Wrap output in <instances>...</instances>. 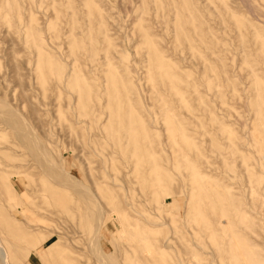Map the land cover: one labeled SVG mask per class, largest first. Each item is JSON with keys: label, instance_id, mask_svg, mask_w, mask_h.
<instances>
[{"label": "rangeland", "instance_id": "374dc122", "mask_svg": "<svg viewBox=\"0 0 264 264\" xmlns=\"http://www.w3.org/2000/svg\"><path fill=\"white\" fill-rule=\"evenodd\" d=\"M0 101L5 264L264 259V0H0Z\"/></svg>", "mask_w": 264, "mask_h": 264}, {"label": "bare ground", "instance_id": "6f19581e", "mask_svg": "<svg viewBox=\"0 0 264 264\" xmlns=\"http://www.w3.org/2000/svg\"><path fill=\"white\" fill-rule=\"evenodd\" d=\"M3 39V38H2ZM16 68V67H15ZM116 99V98H115ZM1 102V101H0ZM2 103H4V102H2ZM6 104V103H5ZM14 109V108H13ZM5 111V110H4ZM3 112V111H2ZM2 112H1V114L0 115H2ZM9 112V111H8ZM8 112L6 111V113L8 114ZM4 114V113H3ZM10 115H11V112H10ZM8 116V115H7ZM20 116V115H19ZM3 117V116H2ZM12 117V116H11ZM16 118L18 117V116H15ZM22 117V116H21ZM6 118V117H5ZM4 118V119H5ZM261 118V117H260ZM11 119V118H10ZM13 119H14V115H13ZM18 120H20V119H22V118H17ZM3 120V119H2ZM7 120V119H6ZM12 120V119H11ZM25 120V119H24ZM22 122H23V120H21ZM21 121H20V123H21ZM3 122V121H2ZM5 122V121H4ZM13 122H15V119H14V121ZM6 124H13L12 126H14V123H7V121L5 122ZM16 123H17V120H16ZM18 123H19V121H18ZM5 124V125H6ZM26 125L27 124V122L25 123V122H23V125ZM16 125V124H15ZM18 125H20V124H18ZM18 125H16L17 127H18ZM24 125V126H25ZM27 125H29V124H27ZM11 125H9V127H10ZM14 128V127H13ZM20 128V127H19ZM25 129H26V127H24ZM15 129V128H14ZM17 131H20V129H18ZM24 131V130H23ZM21 132V131H20ZM20 136H21V134L19 133V132H17ZM22 133V132H21ZM25 133V137H31V135L30 134H28V136H26V133H28V132H24ZM30 133H33L32 131L30 132ZM35 137V136H34ZM34 137H33V139H31V140H26L24 143L22 142V137H21V143L23 144V147L25 146H27L31 151L32 150H35V151H37L38 153L37 154H39V148H38V145L37 144H41L40 143V141H38L37 140V138H36V140L39 142H35V140H34ZM25 139V138H24ZM30 139V138H29ZM20 140V139H19ZM29 142V144H26V142ZM22 144H21V147H22ZM40 146V145H39ZM41 146H43V145H41ZM41 146H40V148H41ZM41 149H43V148H41ZM28 150V149H27ZM42 152V151H41ZM34 153V152H33ZM35 155V154H34ZM40 155H41V153H40ZM37 157V156H36ZM35 157V158H36ZM43 157V156H42ZM38 158H40V156L38 157ZM38 158H37V160H38ZM40 161V160H39ZM43 161H45V160H43ZM48 161V160H47ZM46 162V161H45ZM38 163V162H37ZM47 164H49L50 165V163L48 162ZM45 166V165H44ZM51 166V165H50ZM49 166V167H50ZM39 167V166H38ZM40 168V167H39ZM58 169V168H57ZM56 169V170H57ZM52 170V169H51ZM55 170V171H56ZM48 171H49V169H48ZM57 171H59V170H57ZM50 172V171H49ZM51 172H53V174H55L56 175V173H54V168H53V171H51ZM60 173L62 174V172L60 171ZM60 175V174H59ZM58 175V176H59ZM66 176V175H65ZM61 177H62V175H61ZM67 177V176H66ZM58 184V183H57ZM74 187V186H73ZM81 187V186H80ZM83 189H85V188H83ZM74 190V189H73ZM81 190H82V187H81ZM81 192V191H80ZM83 192H85V193H87L88 194V191H83ZM80 194V193H79ZM252 194V193H251ZM83 195V194H82ZM89 195H90V193H89ZM101 213V212H100ZM244 214L245 215H247L246 214V212H244ZM101 216V215H100ZM100 218V217H99ZM99 220V219H98ZM102 221V220H101ZM250 221V220H249ZM97 226V225H96ZM225 226V225H224ZM225 228V227H224ZM236 230V229H235ZM96 232V231H95ZM95 234V233H94ZM97 234V233H96ZM233 234H231V236H232ZM97 237V236H96ZM243 237V236H242ZM94 239V238H93ZM96 240H98V239H96ZM1 242V241H0ZM96 242V241H95ZM98 242V241H97ZM164 243V242H163ZM193 243V242H192ZM98 244V243H97ZM230 248H229V250H227V253H228V255H229V257H228V261H227V263H229V264H264V259L262 258V259H260L258 262H254V259L253 258H251V255H250V253H248L247 251L249 250V248H248V250H246L245 249V246L243 245V244H237L236 246H235V248L233 249L232 248V246H230L229 244H227ZM226 245V246H227ZM53 247V246H52ZM52 247L50 248L51 250H52ZM192 247L195 249V248H197V246L196 245H194V244H192ZM96 248V247H95ZM89 249H90V247H89ZM97 249H99V248H97ZM163 249L165 250L166 249V247H163ZM240 249H243V251L240 253V252H238ZM244 249L246 250V251H244ZM92 251L94 250V249H91ZM238 250V251H237ZM263 250V249H262ZM91 251V252H92ZM95 251H96V249H95ZM264 251V250H263ZM249 252H251V251H249ZM49 253V252H48ZM95 253V252H94ZM97 253H100L99 252V250L97 251ZM96 253V254H97ZM215 255V254H214ZM19 256V255H18ZM101 256H103V254L101 255V253H100V255L98 254V256L97 257H100L101 258ZM259 256V255H258ZM9 258V255H8V252L4 249V248H2V246H1V244H0V261H2V263L4 262V264H5V262H6V260ZM104 258H106L105 256H104ZM212 258V257H211ZM218 258V257H217ZM261 258V257H260ZM95 259V258H94ZM97 259V258H96ZM95 259V260H96ZM99 259V258H98ZM97 259V261H99ZM258 259H259V257H258ZM194 260V259H193ZM212 260H213V258H212ZM8 261V260H7ZM101 261V260H100ZM218 261V260H217ZM106 263H107V261H106ZM218 263V262H217ZM7 264V263H6ZM101 264V263H100ZM103 264H105V262L103 263ZM109 264V263H108Z\"/></svg>", "mask_w": 264, "mask_h": 264}]
</instances>
